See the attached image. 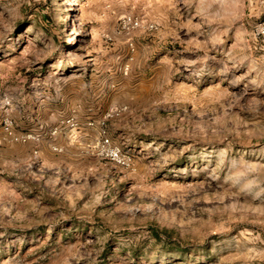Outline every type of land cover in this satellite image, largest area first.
<instances>
[{"label": "rangeland", "instance_id": "rangeland-1", "mask_svg": "<svg viewBox=\"0 0 264 264\" xmlns=\"http://www.w3.org/2000/svg\"><path fill=\"white\" fill-rule=\"evenodd\" d=\"M0 264H264V0H0Z\"/></svg>", "mask_w": 264, "mask_h": 264}, {"label": "built area", "instance_id": "built-area-1", "mask_svg": "<svg viewBox=\"0 0 264 264\" xmlns=\"http://www.w3.org/2000/svg\"><path fill=\"white\" fill-rule=\"evenodd\" d=\"M106 143H108V140L107 139H104L103 140V144H106Z\"/></svg>", "mask_w": 264, "mask_h": 264}]
</instances>
